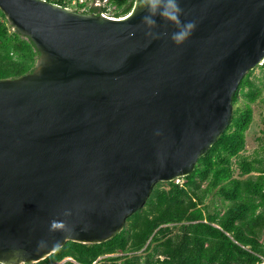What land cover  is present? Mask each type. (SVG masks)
<instances>
[{
    "label": "water",
    "instance_id": "water-1",
    "mask_svg": "<svg viewBox=\"0 0 264 264\" xmlns=\"http://www.w3.org/2000/svg\"><path fill=\"white\" fill-rule=\"evenodd\" d=\"M137 2L111 19L0 0L41 53L32 73L0 80V263L119 233L158 182L194 171L264 62V0H180L196 28L179 46L159 17L148 34Z\"/></svg>",
    "mask_w": 264,
    "mask_h": 264
},
{
    "label": "trees",
    "instance_id": "trees-1",
    "mask_svg": "<svg viewBox=\"0 0 264 264\" xmlns=\"http://www.w3.org/2000/svg\"><path fill=\"white\" fill-rule=\"evenodd\" d=\"M46 1L66 7L68 0ZM134 2L108 0L103 7L84 2L80 7L87 6L85 14H100L111 5L120 17ZM40 55L0 9V80L32 73ZM259 67L264 72V62ZM253 71L233 96L231 124L191 174L158 182L146 204L112 238L68 241L45 259L26 264H262L264 158L241 154L253 121L252 105L264 90V77L252 78Z\"/></svg>",
    "mask_w": 264,
    "mask_h": 264
},
{
    "label": "clouds",
    "instance_id": "clouds-1",
    "mask_svg": "<svg viewBox=\"0 0 264 264\" xmlns=\"http://www.w3.org/2000/svg\"><path fill=\"white\" fill-rule=\"evenodd\" d=\"M138 7L145 14L141 17L143 24L149 30L148 34L158 37V34L153 33L157 25V17L176 26L170 39L177 46L183 44L193 34L196 28L195 21H182L181 16L184 14V9L180 5V0H138ZM67 226L63 221H53L51 230H66ZM46 244L41 240L38 246Z\"/></svg>",
    "mask_w": 264,
    "mask_h": 264
},
{
    "label": "rangeland",
    "instance_id": "rangeland-1",
    "mask_svg": "<svg viewBox=\"0 0 264 264\" xmlns=\"http://www.w3.org/2000/svg\"><path fill=\"white\" fill-rule=\"evenodd\" d=\"M101 7L105 4H109L108 0L98 1ZM110 8L113 11V8L110 5ZM264 72L261 67L255 68L253 71L252 78H263ZM259 82V80H256ZM254 116L253 121L247 130L246 133V146L244 151L241 153L243 156L252 158H264V90L260 98L252 105ZM208 203H211L210 198L207 200ZM219 203L218 201H216Z\"/></svg>",
    "mask_w": 264,
    "mask_h": 264
},
{
    "label": "built area",
    "instance_id": "built-area-1",
    "mask_svg": "<svg viewBox=\"0 0 264 264\" xmlns=\"http://www.w3.org/2000/svg\"><path fill=\"white\" fill-rule=\"evenodd\" d=\"M99 0H68L67 1V6L68 8H72L78 12L83 13V11L87 10V6H83L80 7V4L87 2L89 5H94L95 2H98ZM105 6H107L105 4ZM100 15L111 18V19H123L125 17H127L128 15H124V16H116V14L114 12H112V9L110 7L106 8V9H102L100 12ZM2 264V263H0ZM264 264V262L262 263Z\"/></svg>",
    "mask_w": 264,
    "mask_h": 264
},
{
    "label": "flooded vegetation",
    "instance_id": "flooded-vegetation-1",
    "mask_svg": "<svg viewBox=\"0 0 264 264\" xmlns=\"http://www.w3.org/2000/svg\"><path fill=\"white\" fill-rule=\"evenodd\" d=\"M99 1H100V0H99ZM104 1H105V0H104ZM94 4H96V5H100L99 2H95Z\"/></svg>",
    "mask_w": 264,
    "mask_h": 264
}]
</instances>
